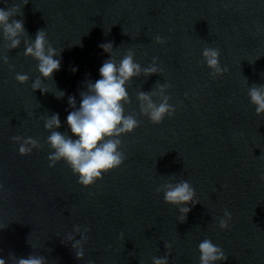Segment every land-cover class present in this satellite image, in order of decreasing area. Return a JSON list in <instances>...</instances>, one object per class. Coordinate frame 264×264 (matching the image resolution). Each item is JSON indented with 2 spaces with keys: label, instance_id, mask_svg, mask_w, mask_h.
Wrapping results in <instances>:
<instances>
[{
  "label": "water",
  "instance_id": "1",
  "mask_svg": "<svg viewBox=\"0 0 264 264\" xmlns=\"http://www.w3.org/2000/svg\"><path fill=\"white\" fill-rule=\"evenodd\" d=\"M15 6L29 38L44 29L63 50L61 70L45 83L66 95L33 91L37 61L24 56L23 44L8 50L0 32V57L9 58L0 59V257L7 264L30 255L47 264H152L168 256L169 264H200L199 244L210 239L227 255L223 264H264V117L248 95L264 85V0H0V8ZM105 42L117 61L131 48L137 63L158 58L162 71L127 85L125 111L139 127L121 138L126 159L85 188L67 163L49 167L44 120L59 113V131L71 134L68 97L79 107L87 82L100 78L110 58L99 47ZM206 47L219 50L228 72L211 74ZM17 73L31 79L20 84ZM158 82L171 84L176 113L154 125L137 97ZM13 136L40 147L21 155ZM182 179L198 201L185 222L157 192ZM225 210L228 229L219 226ZM76 226L88 229L84 259L73 248L81 240Z\"/></svg>",
  "mask_w": 264,
  "mask_h": 264
},
{
  "label": "clouds",
  "instance_id": "2",
  "mask_svg": "<svg viewBox=\"0 0 264 264\" xmlns=\"http://www.w3.org/2000/svg\"><path fill=\"white\" fill-rule=\"evenodd\" d=\"M28 2L29 0H24L25 5ZM18 15L22 16L18 6L8 10L0 8V32L7 42L8 50L19 49L23 44L24 56L37 61V70L40 73L39 77L32 81V90H39L42 94L52 93L62 99L66 93L57 87L56 91H51L45 82L53 81L54 74L61 70L63 50L58 51L49 42L47 31L44 29L38 30L34 39L29 38L24 21L14 19ZM155 40L158 44L165 43L159 35ZM99 47L110 57L99 68L100 78L95 82H87V91L80 93L79 107L75 96L68 97V103L73 109L67 115V125L71 134L59 131L62 127L59 113L47 116L44 120V127L49 133L47 143L51 148L48 155L49 167L54 168L61 161L67 163L73 174L78 177V183L85 188L93 186L105 174L121 167L126 159L121 151V138L134 133L139 127V121L125 111L124 105L130 102L127 85L138 77H149L162 71L158 58H153L149 66L143 67L135 61V53L131 48L117 61L114 59L115 50L112 42L101 43ZM202 56L214 77L229 71L227 67L221 66L218 49L206 47ZM0 59L4 63H8L9 60L7 56ZM72 71L75 73L78 68H73ZM15 79L18 83L25 84L31 78L27 74L17 73ZM169 88L171 84L158 82L153 92L138 93L141 112L154 125L163 123L166 117H173L176 113V107L170 103L171 97L167 94ZM157 95L160 98L159 102L153 99V96ZM248 95L257 116L264 117V85L249 87ZM12 140L18 143L21 155H28L33 149L40 147L39 141L31 137L25 139L13 136ZM260 179L264 181V175H261ZM157 192L163 193L165 203L179 210L180 222H185L191 212V206L198 204L196 191L186 179L167 182L157 188ZM231 218V213L225 210L224 216L219 219L220 228L228 229ZM75 231L81 235V240L75 241L73 248L77 257L84 259L88 229L82 231L76 226ZM68 239L73 240V237L69 236ZM165 246L167 249L172 248L171 243H166ZM199 252L200 264H223L227 260L224 250L210 239L200 242ZM0 264L7 262L0 257ZM14 264H47V260L42 256L30 255L27 258L15 257ZM152 264H169V258L154 256Z\"/></svg>",
  "mask_w": 264,
  "mask_h": 264
}]
</instances>
